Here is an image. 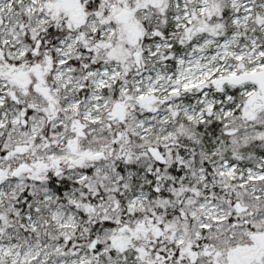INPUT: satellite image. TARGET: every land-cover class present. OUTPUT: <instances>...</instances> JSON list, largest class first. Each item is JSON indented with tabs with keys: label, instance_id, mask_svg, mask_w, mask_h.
<instances>
[{
	"label": "snow or ice",
	"instance_id": "1",
	"mask_svg": "<svg viewBox=\"0 0 264 264\" xmlns=\"http://www.w3.org/2000/svg\"><path fill=\"white\" fill-rule=\"evenodd\" d=\"M0 264H264V0H0Z\"/></svg>",
	"mask_w": 264,
	"mask_h": 264
}]
</instances>
